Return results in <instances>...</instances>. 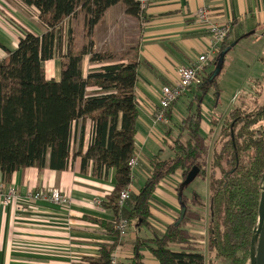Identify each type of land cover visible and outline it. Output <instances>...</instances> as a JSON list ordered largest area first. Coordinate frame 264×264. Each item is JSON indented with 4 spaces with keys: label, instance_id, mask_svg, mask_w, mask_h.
<instances>
[{
    "label": "trees",
    "instance_id": "trees-1",
    "mask_svg": "<svg viewBox=\"0 0 264 264\" xmlns=\"http://www.w3.org/2000/svg\"><path fill=\"white\" fill-rule=\"evenodd\" d=\"M19 1L30 14L36 15L43 33L36 35L21 28L19 44L14 51L0 44L7 53L0 60V173L3 183L9 184L13 174L25 168L66 171L78 157L82 160L83 173L91 166L95 178L106 179L108 172L114 169L116 186L103 207L113 211L118 219L126 218L129 229L134 225L137 229L147 228L152 234L137 238L131 264H146L143 248H147L160 264H206L205 254L199 249L201 242L187 229L188 225L204 220L200 210L205 204L199 194L191 197L185 194L189 188L185 181L194 168L199 170L197 177H206L210 163L208 249L230 264H251L252 239L264 178V107L248 112L244 104L224 118L212 120L215 128L221 124L216 142L221 143L222 148L215 150L211 161L210 136L201 132L202 105L196 111L191 110L182 125L176 124L178 137L172 139L168 133L165 137L166 142L168 139L172 142L171 156L163 158L159 153L151 159L145 187L138 195H131L123 212L120 196L131 186L133 177L129 162L135 157L139 117L138 63H108L113 55L95 49L93 32L105 12L118 3L123 2L131 16L142 18L145 11L135 0ZM80 12L84 14L86 30L82 49L77 48L69 23ZM225 42L220 55L209 67L214 65L218 69L223 61V69L231 51ZM85 56L90 57L91 64L101 65L87 76H83L82 71ZM53 59L61 64L59 80L50 79L46 72V63ZM215 72L207 76L202 74L201 84L187 91L197 90L198 98L203 100L212 86H218L221 71ZM87 124L92 126V135L84 150ZM177 173L183 179L179 199L185 216L160 236L150 224L151 202L157 186ZM100 224L109 234L118 235L115 222ZM114 252L115 246H102L99 256L86 258L85 264H113Z\"/></svg>",
    "mask_w": 264,
    "mask_h": 264
},
{
    "label": "crops",
    "instance_id": "crops-1",
    "mask_svg": "<svg viewBox=\"0 0 264 264\" xmlns=\"http://www.w3.org/2000/svg\"><path fill=\"white\" fill-rule=\"evenodd\" d=\"M201 8L210 10L213 22L231 23L232 29L225 42L231 50L239 41L257 37L264 39V0H151L142 18L127 14L126 6L121 2L109 8L94 28L95 49L113 55L108 63H138L139 117L135 156L139 158V166L132 171L131 195H138L145 187L152 158L159 153L163 154V158L171 156L172 142L170 139L165 141L167 133L176 139L179 135L176 124L182 125L190 111H196L210 92L218 87L212 86L203 100L198 98L197 90L187 91L181 97L186 99L184 103L181 104L180 98L172 105L167 123L154 124L162 87L176 83L178 68L192 65L210 47L208 29L196 21V14ZM35 16L19 0H0V44L14 51L19 44L21 28L41 35L43 28ZM83 43L84 39L78 41V47H82ZM222 46L214 60L220 55ZM258 53L264 54V48ZM6 56V51L0 47V60ZM49 62L60 64L58 59ZM100 66L91 64L90 57L85 56L83 76ZM60 73L61 64L52 79L59 80ZM210 73L211 67L208 66L205 75ZM213 95L216 98L217 93ZM202 111L201 132L212 138L214 133L220 132L221 124L217 128L212 124V120H218L216 118L219 116L207 115L212 111L204 108ZM91 135L92 126L87 124L84 150L90 144ZM91 170L90 166L89 171L83 173L82 160L78 157L66 171L31 167L13 174L7 185H15L19 189V197L11 207L0 206V264H85L86 258L99 256L102 246H115V264L132 263L137 238L150 237L151 231L147 228L137 229L133 225L125 238L107 232L100 222L109 224L118 220L113 211L103 207L115 189L116 171L111 169L106 179H98L92 176ZM0 182L3 183L1 173ZM182 183L180 173L169 176L157 186L153 195L150 224L160 236L181 217L179 188ZM53 189L70 196L71 204L65 207L46 199H26L29 193H50ZM186 190L188 197L196 193L195 190ZM210 197L211 194L209 200ZM97 200H101V206L95 204ZM204 204L206 206L207 202ZM127 205L121 209L123 212ZM198 226L199 223L195 222L187 227L197 239ZM207 235L201 241L206 244L205 249L210 255V259L206 258V264H210L215 253L208 249ZM173 248L178 249V246ZM199 249L202 250V247ZM142 254L146 264H160L147 248L142 249Z\"/></svg>",
    "mask_w": 264,
    "mask_h": 264
},
{
    "label": "rangeland",
    "instance_id": "rangeland-1",
    "mask_svg": "<svg viewBox=\"0 0 264 264\" xmlns=\"http://www.w3.org/2000/svg\"><path fill=\"white\" fill-rule=\"evenodd\" d=\"M36 17V16H35ZM70 27L74 30L75 41L77 47L80 45L78 41L84 39L82 49L86 43V30H83V25L85 28V18L82 12L78 13L76 17L69 21ZM263 37H257L250 39L248 41H239L234 49H232L226 56L223 69L218 77V87L210 92L209 96L202 104L204 110L212 111L207 115H213V117L219 116L216 119L224 118L222 114H227L235 108H240L245 104L248 108V112L260 111L264 107V54L259 55L258 52L264 48ZM262 52V51H261ZM258 54V55H257ZM60 68L59 62L57 64L49 62L46 66L47 75L49 78H53L55 73ZM216 66L211 67V71H216ZM217 93L216 98L213 95ZM182 99V98H181ZM186 99L180 101L181 104L184 103ZM197 103L195 102V109ZM217 106V108H216ZM244 106V107H245ZM181 106H179V109ZM216 108L215 112L213 111ZM207 112V111H206ZM247 112V113H248ZM207 117V116H206ZM217 130V129H216ZM219 133V134H218ZM213 134L210 138V158L211 161L215 150H220L222 148L221 143H217V137H219L220 132ZM212 174V168L210 163L207 166V176L197 177L194 182L186 190L188 192L196 191V193L201 196L204 203L207 202L206 206L201 209V213L204 220L199 223L198 229L196 230L198 239L201 241L202 237L207 235V227H209V207H210V175ZM209 201V203H208ZM200 235V236H199ZM205 237H203L205 239ZM200 246L202 251L205 252L207 260L210 259V255L205 249L206 244L201 241ZM212 259V258H211ZM214 264H230L228 260L218 259L214 255L212 260Z\"/></svg>",
    "mask_w": 264,
    "mask_h": 264
},
{
    "label": "built area",
    "instance_id": "built-area-1",
    "mask_svg": "<svg viewBox=\"0 0 264 264\" xmlns=\"http://www.w3.org/2000/svg\"><path fill=\"white\" fill-rule=\"evenodd\" d=\"M139 3L141 10L148 9L151 0H135ZM196 21L199 24L208 29L210 36L209 49L201 55L197 61L190 66H183L178 68L177 75L178 80L172 85H166L161 90L160 107L157 109L154 115V124H166L167 112L170 107L182 97L189 88L198 86L202 82V74L205 72L208 65L215 59V56L220 50V46L223 45L227 36L231 32V23L218 24L213 22L211 13L208 8H201L196 14ZM129 166L133 171L139 166V158L133 157ZM19 197V189L15 185H5L0 182V206L7 208L17 201ZM131 198L130 189L127 188L121 193L119 205L125 206ZM26 199H46L53 204L59 206H69L71 204V198L67 194L63 193L59 189H53L50 193H29L26 195ZM95 204L101 206V200L95 201ZM129 221L126 218H120L115 221V229L120 237L125 238L129 233ZM113 264H115V256L112 257Z\"/></svg>",
    "mask_w": 264,
    "mask_h": 264
},
{
    "label": "water",
    "instance_id": "water-1",
    "mask_svg": "<svg viewBox=\"0 0 264 264\" xmlns=\"http://www.w3.org/2000/svg\"><path fill=\"white\" fill-rule=\"evenodd\" d=\"M222 65L223 61H221L220 66L216 70V74L221 71ZM198 174L199 170L197 168H194L186 179L185 186H190L197 178ZM184 216L185 211L182 212L179 223L184 219ZM251 264H264V178L260 207L258 212V221L252 239Z\"/></svg>",
    "mask_w": 264,
    "mask_h": 264
}]
</instances>
